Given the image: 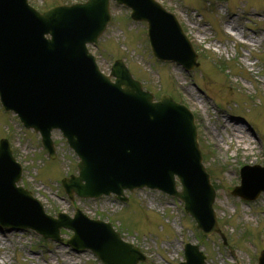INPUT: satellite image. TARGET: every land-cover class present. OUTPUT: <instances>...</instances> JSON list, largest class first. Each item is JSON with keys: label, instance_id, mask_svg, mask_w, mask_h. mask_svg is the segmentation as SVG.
Segmentation results:
<instances>
[{"label": "water", "instance_id": "obj_1", "mask_svg": "<svg viewBox=\"0 0 264 264\" xmlns=\"http://www.w3.org/2000/svg\"><path fill=\"white\" fill-rule=\"evenodd\" d=\"M133 9V17L149 22L154 53L185 68L198 65L197 54L175 15L155 0H116ZM110 0H88L56 6L43 14L28 0H0V95L6 110H14L26 127L41 132L43 145L55 158L52 130L60 128L80 161L79 175L63 180L75 195L98 198L115 193L127 200L125 189L150 187L178 196L207 234L220 232L213 209L215 189L202 162L191 111L163 95L143 91L123 61L113 66L116 81L100 72L87 43H97L111 19ZM51 35V38H48ZM243 186L234 194L256 198L264 182L248 192L254 181L246 166ZM21 165L7 139L0 141V222L32 228L46 238L63 241L61 227L75 234L68 243L76 250L92 248L104 264H139L146 255L128 243L110 223L87 218L49 216L30 191L17 187ZM176 176L183 184L178 190ZM187 261L206 264L196 245L185 249ZM264 264V251L260 258Z\"/></svg>", "mask_w": 264, "mask_h": 264}, {"label": "rangeland", "instance_id": "obj_2", "mask_svg": "<svg viewBox=\"0 0 264 264\" xmlns=\"http://www.w3.org/2000/svg\"><path fill=\"white\" fill-rule=\"evenodd\" d=\"M82 1L30 0L40 10ZM159 1L177 15L192 40L198 67L188 72L178 63L159 61L150 49L147 23L134 21L130 9L114 2L109 26L90 50L104 72L121 58L156 99L170 93L194 113L203 162L217 190L214 208L226 244L217 233L199 231L183 202L161 191H127L126 203L115 195L71 200L61 182L78 172L76 153L55 132L57 156L52 160L40 134L24 128L1 102L0 138L10 140L15 159L23 165L19 184L41 200L48 214L73 216L80 208L90 218L111 222L123 239L147 254L140 264H179L185 260V243L198 245L207 264H258L264 249V192L250 201L233 195L232 189L241 183L240 168L264 165V0ZM224 66L231 70L225 72ZM224 121H231L227 129ZM239 128L254 140L250 155L237 144ZM61 234L63 243L35 230L0 226V264H70V259L76 261L73 264H103L91 249L75 251L66 244L71 229L62 228Z\"/></svg>", "mask_w": 264, "mask_h": 264}, {"label": "bare ground", "instance_id": "obj_3", "mask_svg": "<svg viewBox=\"0 0 264 264\" xmlns=\"http://www.w3.org/2000/svg\"><path fill=\"white\" fill-rule=\"evenodd\" d=\"M238 121V120H237ZM230 124H231V121L230 122H223V128L227 129L228 127H230ZM240 130V135L237 137L238 138V146H241L242 148V152L246 153L247 155H250L251 154V151L253 150V138L252 137H249V136H245V134L242 132L243 129L241 130V128H239ZM221 141L223 140L222 138H219ZM243 140H246V143H244L243 145H241L239 142L243 141ZM0 244H2V240L0 239ZM64 255L65 254H62L63 258H64ZM71 260V263L70 264H73L75 263L76 261H74V259H70Z\"/></svg>", "mask_w": 264, "mask_h": 264}]
</instances>
